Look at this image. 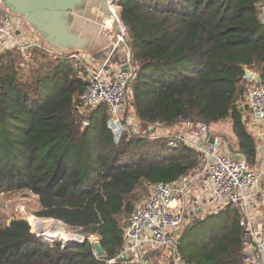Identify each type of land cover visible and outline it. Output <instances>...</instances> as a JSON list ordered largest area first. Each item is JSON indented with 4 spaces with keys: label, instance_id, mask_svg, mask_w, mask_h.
Masks as SVG:
<instances>
[{
    "label": "trees",
    "instance_id": "1",
    "mask_svg": "<svg viewBox=\"0 0 264 264\" xmlns=\"http://www.w3.org/2000/svg\"><path fill=\"white\" fill-rule=\"evenodd\" d=\"M261 1L119 0L137 65L128 112L144 125L167 128L182 118L208 124L230 118L240 155L255 165L257 142L246 126L242 93L250 83H264ZM30 56L29 67L21 66L19 50L0 56V194L37 196V216L64 221L85 241L47 242L27 219L8 223L0 213V264H125L108 260L125 242L119 216L133 209L128 196L143 180L188 176L200 164L197 154L188 145L169 148L165 136L133 130L117 141L106 103L83 114L78 108L87 84L84 58L39 48ZM245 68L261 80L245 79ZM220 213V233L194 253L184 248L189 239H179L183 261L245 263L240 212L227 207ZM91 236L101 241L103 256L95 254Z\"/></svg>",
    "mask_w": 264,
    "mask_h": 264
},
{
    "label": "built area",
    "instance_id": "2",
    "mask_svg": "<svg viewBox=\"0 0 264 264\" xmlns=\"http://www.w3.org/2000/svg\"><path fill=\"white\" fill-rule=\"evenodd\" d=\"M107 2L118 15L119 0ZM258 18L264 25V0L258 5ZM120 27L123 35L117 34L119 45L124 43V36H127V27L121 19ZM33 48L48 51L43 42L31 31L26 33L22 30L17 17L0 11V56L8 50H19L23 54L21 66L29 67L32 63L30 51ZM123 48L127 49L126 46ZM50 53L59 57L84 58L87 84L80 96V104L91 108L106 103L110 112L108 124L117 139L126 131H136L132 126L139 119L128 112L129 84L135 75L128 50L125 60L128 65L120 67H113L108 60L96 62L89 55L74 53L67 56L56 52ZM242 100L251 113L264 122V85L246 88L242 93ZM192 123L189 119L182 118L179 123L182 130L177 132L169 130L165 137L169 148L175 149L182 145L193 148L200 161L199 166L180 180L158 181L151 184L150 194L134 207L128 219L121 252L116 258L108 260L109 263H114L120 258L125 264H149L147 252L160 250L169 258V262L164 264H194L181 259L179 238L175 232L193 215V210L190 212L188 209L190 204L188 193L192 186L199 180H205L211 197L209 198L207 193L196 195L197 203L192 205L195 207L194 211L198 209L196 205L199 201L204 199L215 202L221 209L236 208L240 212L239 223L243 228L244 264H264V225L258 228L252 217V207L264 178V169L257 171L246 159L236 157L229 139L212 134L211 123L199 122V129L196 131ZM153 125L162 126L159 122H154ZM161 136L163 135L152 134L151 138ZM78 236L80 239L75 242L85 241L84 236ZM96 238L90 237L92 242ZM44 240L55 242L57 238ZM59 240L68 244L64 239Z\"/></svg>",
    "mask_w": 264,
    "mask_h": 264
},
{
    "label": "water",
    "instance_id": "3",
    "mask_svg": "<svg viewBox=\"0 0 264 264\" xmlns=\"http://www.w3.org/2000/svg\"><path fill=\"white\" fill-rule=\"evenodd\" d=\"M0 11L21 19L50 52L67 56L79 53L115 64L126 46L134 73L137 70L135 51L128 37L124 36V43H118L117 34L123 35L120 18L107 0H0ZM244 78L260 80V76L249 68H245ZM244 109L242 105L240 110ZM57 221L65 225L64 221ZM37 228L42 239L50 233L41 225ZM73 242L67 241L68 244ZM93 246L96 255L105 254L98 238L93 241Z\"/></svg>",
    "mask_w": 264,
    "mask_h": 264
},
{
    "label": "rangeland",
    "instance_id": "4",
    "mask_svg": "<svg viewBox=\"0 0 264 264\" xmlns=\"http://www.w3.org/2000/svg\"><path fill=\"white\" fill-rule=\"evenodd\" d=\"M18 24L22 26V30L24 32L28 33L30 31L29 29L25 27L23 21L19 18H18ZM8 51H13V50H8ZM22 58H23V54H22ZM86 59H88V57H86ZM117 59L115 61V65H118ZM99 61H102V60H96V62H99ZM247 86L248 87L253 86V83H250ZM130 88H131V85L129 87V92H130ZM80 107H81L80 113L82 114L94 108V107L90 108L88 106L81 105V104H80ZM220 122L222 125H224L222 126V132H223L222 134H226L222 138L226 137L227 139H230L232 142V147L236 149L238 146V139H237L236 134L234 133L231 119L227 118V119L221 120ZM214 123L216 122H213V124ZM192 124L194 126L195 131L199 129L198 123L193 122ZM215 126L212 129L213 131L217 130ZM132 128L136 130L135 132L147 133V134H150V136H152V134H159V135L165 136L166 134L170 132L169 131L170 129L173 132L182 130V127L179 125H176L171 128H167L164 126L157 127L154 125H146V124L144 125L143 123H140V121L135 122ZM115 138L118 141L121 137L117 139V137L115 136ZM234 155L236 157H240V158L242 157L241 155L236 154V152ZM151 184L152 183L149 182L148 180H143L142 182L139 183V185L132 192V194L128 196L127 202H129V204L133 207V209L134 207L142 203V201H144L146 197H148ZM196 206H198L197 207L198 209H195V211H194L195 207H192V210H193L192 216L195 218H192L191 216L188 219V221L185 222L183 226L175 232L176 236L180 240L182 239V237H184L182 242L184 240L189 239L188 241H190V244L186 243L184 245V248H186L187 251H191L192 253H194V251L197 248H199L201 245H203L206 241H209L210 239L215 237L217 234H219L222 228V224L225 221V215L222 214L223 212L220 213L225 208H222V209L219 208L215 202L211 203L209 202L208 199H204L202 201H199L198 205ZM40 208L41 206H40L38 197L28 192L19 193L15 195H7L4 193L0 194V213L3 214L7 218L8 223L12 219H15V218H24L30 221L32 223L33 229L36 232H38L37 227H39L40 225L39 223L42 222L41 220H51V218H43V217H39L36 215V212ZM199 209L202 210L200 215L199 213H197ZM132 210L125 211L123 214L119 216L120 225L123 227V229H125L127 226L128 219L132 213ZM48 230H52V229L49 228ZM57 231L62 233L60 236H57V240L59 239L66 240L68 237L80 238L78 235L82 236L81 234L70 230L66 224L60 225Z\"/></svg>",
    "mask_w": 264,
    "mask_h": 264
},
{
    "label": "crops",
    "instance_id": "5",
    "mask_svg": "<svg viewBox=\"0 0 264 264\" xmlns=\"http://www.w3.org/2000/svg\"><path fill=\"white\" fill-rule=\"evenodd\" d=\"M126 56H127V49L123 48L121 50L120 56L117 59L118 60V65H115L114 63H112L113 67H120L122 64L125 63L126 60ZM254 74H256L254 72ZM251 80V79H250ZM260 81V80H259ZM257 82V81H256ZM264 85V83H253V86H261ZM244 119L246 120V126L248 128V130L254 135L256 142H257V148H258V158H257V162L255 165H253V167L257 170V171H261L264 169V122L260 119H258L257 117H255L250 109L248 108V111L246 113V115L244 116ZM218 125H217V124ZM216 123H211L210 124V128L212 131V134H217L220 135L221 137L225 136L226 134H222V125L220 121H217ZM179 126L182 127L181 124H178ZM215 125V128L217 130H212L213 127ZM171 130V129H170ZM226 138V137H225ZM223 138V139H225ZM227 139V138H226ZM238 139V138H237ZM230 140V139H229ZM231 141V140H230ZM232 144V142H231ZM233 150V154H239V141H238V146L236 149H234L232 147ZM240 158V157H238ZM243 159V157H241ZM264 177V176H263ZM206 181L205 180H199L198 183H196L195 185L192 186V190L188 193L189 198H190V204H189V210L190 212L192 211V209H190L192 207V205H195L197 203L198 199H195L199 194L200 195H205L207 193L208 197L210 198V193L209 191H207V187H206ZM150 194V189H149V193ZM212 203V202H211ZM198 205V204H197ZM202 210L199 209V213H201ZM252 217L255 221V224L258 228H262V226L264 225V178L262 180V182L260 183L258 192H257V197L254 200V205L252 207ZM147 261L149 264H164L169 262V258L166 255V253L160 251V250H149L147 252ZM172 263V262H170Z\"/></svg>",
    "mask_w": 264,
    "mask_h": 264
},
{
    "label": "bare ground",
    "instance_id": "6",
    "mask_svg": "<svg viewBox=\"0 0 264 264\" xmlns=\"http://www.w3.org/2000/svg\"><path fill=\"white\" fill-rule=\"evenodd\" d=\"M42 222H40L39 224L44 227L47 231H49L48 229H52L50 230V233L56 235V236H60L62 233L58 232L57 229L60 225H64L63 223L56 221V220H41ZM80 238H73V237H68L65 241H76L79 240Z\"/></svg>",
    "mask_w": 264,
    "mask_h": 264
}]
</instances>
